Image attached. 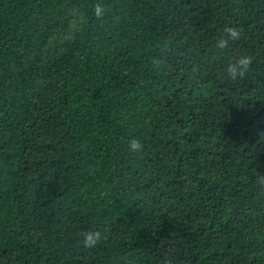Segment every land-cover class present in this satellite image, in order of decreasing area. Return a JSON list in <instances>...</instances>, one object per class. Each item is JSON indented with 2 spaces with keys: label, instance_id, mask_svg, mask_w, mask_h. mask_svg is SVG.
Segmentation results:
<instances>
[{
  "label": "trees",
  "instance_id": "obj_1",
  "mask_svg": "<svg viewBox=\"0 0 264 264\" xmlns=\"http://www.w3.org/2000/svg\"><path fill=\"white\" fill-rule=\"evenodd\" d=\"M261 173L264 0H0V264H264Z\"/></svg>",
  "mask_w": 264,
  "mask_h": 264
},
{
  "label": "clouds",
  "instance_id": "obj_2",
  "mask_svg": "<svg viewBox=\"0 0 264 264\" xmlns=\"http://www.w3.org/2000/svg\"><path fill=\"white\" fill-rule=\"evenodd\" d=\"M105 9L102 4H96L94 8V14L97 17L104 15ZM242 32L240 29L232 26H227L223 29V32L219 35L215 41V49L217 54H222L228 49L231 42L240 39ZM251 65V57L248 54L237 55L225 66V74L229 80H238L245 76ZM128 149L132 153H139L143 150V143L141 140L132 137L128 140ZM257 184L261 188H264V173H261L257 177ZM100 233L96 231H89L83 234L82 244L85 247H95L101 240ZM171 264V261H168Z\"/></svg>",
  "mask_w": 264,
  "mask_h": 264
}]
</instances>
